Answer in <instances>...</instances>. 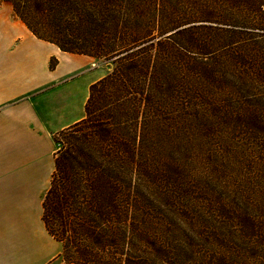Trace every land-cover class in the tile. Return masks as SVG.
Returning a JSON list of instances; mask_svg holds the SVG:
<instances>
[{"label": "trees", "instance_id": "16d2710c", "mask_svg": "<svg viewBox=\"0 0 264 264\" xmlns=\"http://www.w3.org/2000/svg\"><path fill=\"white\" fill-rule=\"evenodd\" d=\"M0 2L37 38L112 64L53 135L42 219L59 260L236 263L211 233L264 248V0ZM233 170L241 186L221 182Z\"/></svg>", "mask_w": 264, "mask_h": 264}, {"label": "crops", "instance_id": "0c3cea01", "mask_svg": "<svg viewBox=\"0 0 264 264\" xmlns=\"http://www.w3.org/2000/svg\"><path fill=\"white\" fill-rule=\"evenodd\" d=\"M92 59L37 38L9 2L1 4L0 264H49L61 251L45 229L42 203L53 135L83 118L89 86L103 76Z\"/></svg>", "mask_w": 264, "mask_h": 264}, {"label": "rangeland", "instance_id": "374dc122", "mask_svg": "<svg viewBox=\"0 0 264 264\" xmlns=\"http://www.w3.org/2000/svg\"><path fill=\"white\" fill-rule=\"evenodd\" d=\"M3 2H0V6ZM93 62L89 64L90 67L96 68L95 71L99 70L100 75H105L107 72L110 71L112 64L110 62H107L101 58L93 57ZM59 145L55 143V148H57ZM250 169L247 170V172ZM242 174L239 171L233 170L232 173L225 174L223 178H221V182L224 183H235L237 182L239 186H241V179ZM223 183V184H224ZM243 190H248L247 187H243ZM230 233V229L227 228ZM231 230H234L233 228ZM212 241H214L216 250H222L227 252L233 260H237L236 263L233 264H264V248L260 247L259 244L252 245L254 240L246 239L241 241H230V242H223V241H217L213 234H210ZM205 253L208 254V256L213 258L212 256H216V254H210V251L208 249V246H204ZM49 264H64L61 260L58 258L52 261Z\"/></svg>", "mask_w": 264, "mask_h": 264}]
</instances>
